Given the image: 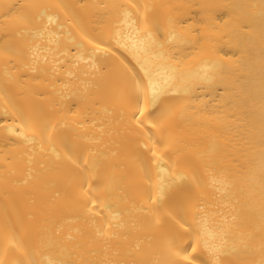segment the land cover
Instances as JSON below:
<instances>
[{"label": "bare ground", "instance_id": "1", "mask_svg": "<svg viewBox=\"0 0 264 264\" xmlns=\"http://www.w3.org/2000/svg\"><path fill=\"white\" fill-rule=\"evenodd\" d=\"M0 264H264V0H0Z\"/></svg>", "mask_w": 264, "mask_h": 264}]
</instances>
